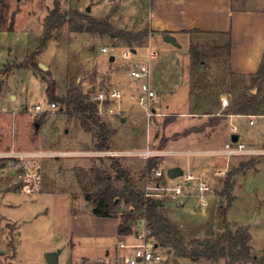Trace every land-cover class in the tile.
Here are the masks:
<instances>
[{
  "label": "rangeland",
  "instance_id": "374dc122",
  "mask_svg": "<svg viewBox=\"0 0 264 264\" xmlns=\"http://www.w3.org/2000/svg\"><path fill=\"white\" fill-rule=\"evenodd\" d=\"M120 1L4 0L7 9L0 6V14L6 16L7 25L15 14L14 33L0 34V133L4 136L1 147L11 149L15 134H26L29 124L31 139L40 143L36 150H30V145L20 143L17 151L34 153L26 156L24 160L12 153L0 157V202L3 200L4 204L0 208V214L16 219L20 224L19 228L13 221L5 223L3 229L9 234V246L8 251L1 254V259L3 262L13 259L17 245V256L13 264H48L46 253L54 250H62L57 264L78 261L76 255L79 252L72 249L71 240L67 239V218L74 208L81 207V196H90L96 200V194L101 189V185L96 184L97 175L108 176L112 188L121 191L124 182L116 180L115 177L118 170H126L128 177L144 192L146 168L151 158L145 159L144 153L152 151L153 157L162 160V164L156 168L165 175L162 183L174 187L183 182L184 176L189 173L182 172L171 179L167 175V169L182 163L186 157L165 156L162 151L169 142L184 138H192L186 144L189 147L200 145L197 140L201 139V151H204L206 157H211L209 162L202 164L205 174L196 177L209 181L219 205L215 199H211L208 208L202 211L197 207L194 197L183 211L173 209L180 208L178 204L174 207L167 206L168 211L174 210L171 213L174 219L209 233L217 216L218 205L221 215L216 232H247L250 235L251 255L257 259L264 258V193L254 192L257 188L256 179L245 182L249 175L256 174L263 167L264 154H260L259 149L264 146L250 145L243 137V129L251 128V121H256L257 124L264 120L257 117L264 115V79L254 84L253 79H235L229 76L230 54L225 46L226 40H223L220 52L216 49L215 37L202 35L185 40L181 43V48L167 43L162 46L161 41L151 35L143 19L127 13L121 15L118 6ZM232 1L237 8L264 9V0ZM55 7L69 15L78 11L89 14L92 18L107 19L115 30L133 34L147 32V35L128 44L112 34L78 32L76 28L87 27L88 23L78 17H69L67 23L53 32V38L43 49V55L35 59L39 67L42 63L49 69L45 71L40 67L34 71L36 68H20L19 65L24 62L27 38L31 53L33 49L35 52L45 34L46 19ZM87 8H91V11L88 12ZM104 48L108 50L106 53L102 51ZM128 49H135L137 57L132 60L124 59L122 53ZM195 50L202 54V58L195 55ZM150 51L158 53V58L151 63V72L157 65L158 78L162 80L161 88H155L160 96V101L155 105L159 115L152 117L143 113L136 101L129 99L137 93L136 88L127 84L125 77L135 63ZM16 56L18 59H15ZM110 56L116 57V64L109 62ZM165 70L168 75L163 78ZM115 73L120 75L119 80L114 81ZM9 74L3 84L1 77ZM50 82L56 84V95L60 99H65L68 92L77 90L84 95L89 94L90 99L94 100L99 90L111 87L122 89L124 85H128L127 92L123 91L128 100L126 99V105L120 113H109L111 109L116 112L115 102L106 101L103 106L98 105L101 122L112 132L110 150H96L95 127L92 132H87L79 126L81 116L68 112L65 105L49 99L47 87ZM11 94L22 96L14 101ZM245 95L255 96L250 114H233L238 112ZM51 103H56V109H51ZM37 104L42 107L41 111H34ZM143 111L145 112L144 108ZM229 115L241 116L235 122L240 131V142H245L248 149L254 148L256 153L231 156L225 154L229 156L227 160L219 157L223 154L220 147L228 139ZM214 117L218 120L213 125L214 132L211 133L208 121L213 122L216 119ZM122 119L125 120L124 123L121 122ZM36 123L39 124L38 130L35 128ZM65 129L69 133H65ZM115 163L119 166L116 167ZM245 163L253 167L233 178L232 202L228 206L227 199L221 196L224 182L229 172ZM26 164L29 165L28 168ZM28 173L39 174L40 178H30ZM16 184L19 186L16 187ZM195 189L193 183L189 191L195 195ZM119 198L118 196L117 200ZM168 199L172 200L165 197L161 201ZM117 209L119 216L128 212L122 204ZM248 216H255L256 220L249 222ZM145 226V221L139 218L133 232L135 237L144 232ZM194 231L187 230L189 236L181 233L187 239L188 246L194 240L204 239L196 237L194 234L197 233ZM18 232L21 234L19 240ZM118 259L117 255L108 260L107 264H117ZM197 264H228V259H200ZM257 264H264V261Z\"/></svg>",
  "mask_w": 264,
  "mask_h": 264
},
{
  "label": "crops",
  "instance_id": "0c3cea01",
  "mask_svg": "<svg viewBox=\"0 0 264 264\" xmlns=\"http://www.w3.org/2000/svg\"><path fill=\"white\" fill-rule=\"evenodd\" d=\"M118 6L121 11V15L127 13L128 15H133L140 19H143V22H145L144 24L150 29L151 35L156 39H159L162 46H164L163 43H167L164 41V36L166 34L175 36L180 46L181 43H183L185 40H191L193 37L199 35L206 37H215L217 39V46L221 49L223 47V40H226V43L228 42V40L231 41L230 69L228 73L231 78L252 80L264 60V9L254 10L237 8L234 6L232 0H121ZM118 15L120 14L118 13ZM14 31H2L0 32V34H10L14 33ZM167 44L172 45L170 43ZM25 46L26 47L24 49L23 60H25L31 53L29 38H27V43L25 44ZM34 50L35 49H33L32 52ZM182 50L185 51L184 48H182ZM111 57H114V61H111ZM15 59H18L17 56L15 57ZM109 62L115 63L116 57L110 56ZM156 66L153 68V72H151L150 82L154 89H159L161 88L160 85L162 84V80L158 78ZM46 67L48 68V66ZM32 69L34 68H29L28 70ZM36 70L37 69H34V71ZM10 74L6 75L5 77H1L3 84L6 83V80L9 78ZM167 75L168 74L165 70V73H163V78H165ZM119 76L120 75L115 73L113 76L114 81L116 79L119 80ZM125 77H127V84H129L130 87L136 88L135 91L137 93L138 83L131 78L130 73H127V76ZM134 83H136L137 85H134ZM163 83L165 82L163 81ZM127 88L128 85H124V87H122L123 90H121L127 92ZM130 93L132 94V92ZM11 96L14 101H17L19 96H22V94H20L19 96L17 94H11ZM126 99L127 97L124 96V98L120 102H115V108L117 109L116 112L111 109L109 110V113H120L123 106L126 105ZM129 99L136 101L142 112L145 113L142 106L138 103L136 96H130ZM98 105L103 106L100 104ZM167 107H169V109L171 108L170 105H167ZM257 117H259L260 119H264V115H257ZM228 118L230 120L229 134L228 139L220 147L221 152L223 153L220 154V156L218 154L220 158L222 157L223 160H227V158H229V156L225 155V146L226 144L232 142L231 139L233 135H238V143L244 144L245 146L247 142L250 143V145L262 144L264 146V120L258 121L257 124H255L256 121H251V128L243 129V137L245 139V143L240 142V131L235 123L236 119L241 118V116L229 115ZM243 118H245V116H243ZM217 120L218 119L216 118L213 122L211 120L208 121V129H211V133L214 132L213 125ZM121 122L124 123L125 120L122 119ZM79 126L81 127V125ZM35 128L36 130H38L39 124L36 123ZM29 129L30 124L28 125L26 134H15V137H13L12 139L11 149L10 147L2 149L1 146L4 141V136L0 133V154L7 155L9 153H12L13 155L23 154L25 156L34 154L27 151H17L18 146L22 142L28 146L30 145V150H36L39 147L40 143L38 142V140L34 141L31 139V136L29 135ZM65 131V133H69L68 129H65ZM190 139L192 138H184L183 140L169 142L167 148L163 149V151L159 150L165 153V156L185 155L186 157L182 163L177 164L175 167H169L167 169L168 171L174 169L178 170L180 172L179 175L182 172L194 174L195 176L205 174V171L202 168V164L205 162H209V159L211 160V157H206L204 151H201L202 149L200 148H202L201 146L203 144L201 139L197 140V143H199L200 145H192L194 147H189L190 145L186 144L188 143V141H190ZM249 149L254 150V148L251 147ZM259 150H261L260 154H264V147L260 148ZM161 164L162 160H158V165L160 166ZM251 179L257 180V188L254 190V192L264 193V165L261 170H259V172L249 175L245 179V182L246 180L248 181ZM15 186L18 187L19 185L16 184ZM192 186L193 184H191L185 190V194L178 200V202H173L170 199L166 201L159 200L160 211L171 222V224L177 227H181L182 230H180L183 235L189 236L186 231L189 229H193L195 230L194 232L197 233L194 234L196 235V237H215L219 235L218 233H221V231L216 232V228L220 219L219 215L221 214L220 209H218L219 200L215 197L214 190L208 195V206L210 205L211 199L216 200V203L218 204L216 208L217 216L211 224L212 227H210L209 233H204L203 230H199L196 227L187 225L183 221L174 219L171 214L174 211L173 209H175V211H183L186 205L191 203V198L194 199L195 197V195H193L189 191V188H191ZM80 199L83 201L81 203V207L74 208V210L71 212V215L67 218L69 225V229L67 231V239L71 240L72 249L79 252L78 255H76L78 261L72 260L70 264H107L108 260H112V258H115L117 255L120 257V255L123 253V251L119 248V245L122 242H136L134 233L126 236L119 235V224L121 222L120 218L97 216L93 213V207L87 201L85 196H81ZM2 201L3 200H1L0 202V208L4 206ZM177 204L178 206L180 205V208L175 207L172 210L168 211L167 206L173 205L174 207ZM196 204L197 207H199L202 211H205L208 208V206L204 209L201 208L198 204L197 199ZM8 206L12 207V205ZM252 219L256 220L255 216H253V218H250V216H248L249 222ZM9 221L17 223L20 228V224L16 219H10L2 215L0 216V264H13L12 262L17 256L18 247L16 245V256L13 259L4 262L1 259V254H4L8 251L7 247L9 246V234L6 233L3 228L5 226V223ZM135 228H137V224L134 226V229ZM20 235V232H18V240L20 238ZM160 251L165 256V260L159 264H176V261L179 262L178 264H197V261H193L188 258H176L171 251L168 252V250L163 247H160ZM57 252L59 253V261L62 250L48 251V253ZM48 253H46V255Z\"/></svg>",
  "mask_w": 264,
  "mask_h": 264
},
{
  "label": "trees",
  "instance_id": "16d2710c",
  "mask_svg": "<svg viewBox=\"0 0 264 264\" xmlns=\"http://www.w3.org/2000/svg\"><path fill=\"white\" fill-rule=\"evenodd\" d=\"M0 6H2V9H7L4 0H0ZM69 17H78L88 23L87 27L80 26L76 28L78 32L97 33L100 35L112 34L114 37H117L128 44L147 35V32L133 34L123 30H115L113 25L107 19L92 18L89 14H82L78 11H74L69 15L62 13L59 7H55L46 19L45 34L40 41L38 49L27 56L24 62L19 65L20 68H40L35 62V59L42 54L43 49L53 38V32L67 23ZM14 26L15 14L12 15L8 25L6 16L0 14V32H12L14 31ZM225 46L228 48L230 54L231 41H228ZM216 49L219 51L221 48L217 46ZM195 51V55L202 58V54L198 50ZM263 79L264 60L252 81L254 84H258ZM47 93L51 101H57L58 103L65 105L68 112L81 116V126L87 132H92L95 127L96 150L107 151L111 149L110 136L112 132L105 123L101 122L98 116V102L90 99L89 94L84 95L83 93L74 90L68 92L65 99H60L56 95V84L54 82L48 84ZM254 101V95H245L244 102L239 104L238 112H233V114H250V109L252 108L251 106ZM229 114L232 113L230 112ZM115 165L116 167L119 166L118 163H115ZM157 167L158 158L151 157L146 168L147 175L152 174L153 170ZM250 167L253 166L245 163L241 165L240 168L232 170L227 175L221 196H224L227 199L228 206L232 202L231 192L234 189L233 178L238 173L250 169ZM115 179L124 182V187L121 191L112 188L113 186L111 185L108 176L104 177L97 175L96 184L101 185V189L96 194V200H93L90 196H86V199L92 205L93 213L95 215L121 219L119 224V235L126 236L132 234L134 226L140 218L146 223L145 229L148 232V236L154 239L159 247L167 249L168 252L171 251L176 258L183 257L193 261L200 259L218 261L227 258L228 264H233L234 262L257 264L264 261V258L257 259L251 255V247L249 245L250 235L247 232L233 233L230 230H226L212 238L194 240L192 241L191 246H188L187 239L181 234L179 228L171 224V222L161 213L160 204L158 203L159 200L146 197L145 193L136 186L135 181L128 177L126 170H118ZM118 196L123 199V202H121L122 200L120 198L117 200ZM121 204L126 207L128 212L126 214L122 213V215L119 216L117 208Z\"/></svg>",
  "mask_w": 264,
  "mask_h": 264
},
{
  "label": "built area",
  "instance_id": "2783aa9c",
  "mask_svg": "<svg viewBox=\"0 0 264 264\" xmlns=\"http://www.w3.org/2000/svg\"><path fill=\"white\" fill-rule=\"evenodd\" d=\"M119 1V0H113ZM133 49L125 50L122 57L127 60H132L136 57V53L132 52ZM104 53L108 50L102 49ZM158 58L156 51H150L142 60L137 61L130 71L131 78L138 83L136 98L138 103L144 108L145 114L149 117L159 115L156 109V104L160 101V96L151 85V63ZM124 92L117 88L111 87L106 90H99L94 98L98 104L102 105L106 101L120 102L124 98ZM226 103V102H225ZM224 103V105H226ZM56 103H51V109H56ZM36 111H41L42 107L38 104L35 106ZM256 153L252 149H248L244 144L230 142L225 146V154H253ZM24 160L25 155H14ZM152 151L144 153V158L149 159L153 157ZM0 157H6L5 154H0ZM27 168L28 164L25 165ZM28 177L39 179V174H27ZM163 177L165 175L160 170H154L152 174L146 176V186L144 188L145 196L157 200H162L169 197L174 201H178L184 194L185 190L193 183L196 185L195 197L201 208L208 206V195L213 191L212 185L209 181L196 177L193 174H186L185 180L176 184L174 187H169L163 184ZM136 242L126 243L122 242L119 248L123 251L117 260V264H159L165 260V256L160 251V247L156 244L154 239L148 236L146 229L143 233L136 236Z\"/></svg>",
  "mask_w": 264,
  "mask_h": 264
},
{
  "label": "water",
  "instance_id": "95a60500",
  "mask_svg": "<svg viewBox=\"0 0 264 264\" xmlns=\"http://www.w3.org/2000/svg\"><path fill=\"white\" fill-rule=\"evenodd\" d=\"M87 11L90 12L91 11V8H87ZM164 41L167 42V43H170V44L174 45L177 48L180 47V44H179L178 40L176 39V37L173 36V35H171V34H166L164 36ZM132 52L133 53H136V50L133 49ZM111 61H114V57H111ZM40 67L43 70H45V71L48 70V68L44 64H40ZM231 140H232L233 143H237L238 140H239L238 135H233ZM179 173L180 172L178 170H175L174 169V170L168 171L167 175H168L169 178L174 179L177 176H179ZM158 203H160V201H158ZM58 255H59L58 252L57 253H48L46 255L48 264H56L57 261H58ZM175 263L178 264L179 262L176 261Z\"/></svg>",
  "mask_w": 264,
  "mask_h": 264
}]
</instances>
